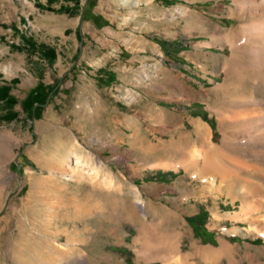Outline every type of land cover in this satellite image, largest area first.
I'll return each mask as SVG.
<instances>
[{"label": "rangeland", "instance_id": "rangeland-1", "mask_svg": "<svg viewBox=\"0 0 264 264\" xmlns=\"http://www.w3.org/2000/svg\"><path fill=\"white\" fill-rule=\"evenodd\" d=\"M48 3L0 0V85L13 100L0 101V264H173L140 259L134 240L146 223L196 264L192 243L224 239L238 254L264 249L262 236L235 230L248 227L229 218L239 199L201 189L198 173L185 167L192 121L219 135L202 98L208 93L213 104L218 96L212 88L221 76L209 69L225 52L200 46L209 37L188 20L202 13L209 25L231 27L232 0H89L84 13L85 0L78 8ZM99 66L115 69L109 84L95 81ZM159 138L176 143L175 156L163 155L175 168L154 166ZM68 150L80 167L70 177Z\"/></svg>", "mask_w": 264, "mask_h": 264}, {"label": "bare ground", "instance_id": "bare-ground-1", "mask_svg": "<svg viewBox=\"0 0 264 264\" xmlns=\"http://www.w3.org/2000/svg\"><path fill=\"white\" fill-rule=\"evenodd\" d=\"M227 10V16L236 19L231 27L223 28L212 20L209 25L203 20L202 13L188 20V24L200 22L199 33L209 37L200 42V46L218 45L225 52L212 58L213 68L209 69L221 76L212 88L213 94L216 92L218 96H213L211 104L207 89L206 99L202 98L216 116L219 135L213 138L208 125L199 120L192 121L195 143L185 167L198 173L201 189L206 187L210 192L224 193L232 202L239 199V209L229 218L245 221L248 227L238 225L235 230L249 228L254 235L264 238V0H232ZM175 19L173 14L172 21ZM200 66L203 71L208 70L207 63L201 62ZM162 116V109L157 108L158 130L162 128L159 125ZM5 135V132L0 133L3 142ZM154 148L160 154L154 159V166L176 167V162L163 156L177 154L178 147L173 140L159 138ZM71 154L68 150L62 159L66 171H71L69 177L78 172L79 167L78 159L75 156L72 160ZM137 203L144 208L142 199ZM215 216L218 219V215ZM134 242L139 244V256L143 261L155 259L163 263L196 264L190 259V253L181 250L176 239L157 233L149 223L143 226ZM191 247L200 264H217L221 257L227 258L228 264H264V260L259 259L264 255V249L248 248L238 254L237 248L224 239L216 246L192 243Z\"/></svg>", "mask_w": 264, "mask_h": 264}, {"label": "trees", "instance_id": "trees-1", "mask_svg": "<svg viewBox=\"0 0 264 264\" xmlns=\"http://www.w3.org/2000/svg\"><path fill=\"white\" fill-rule=\"evenodd\" d=\"M47 1L49 3H51V2H54L56 0H47ZM66 1H72L73 2V7L78 8V4H79V1L80 0H66ZM88 2H89V0H85L84 7L82 8V13H84L85 5H87ZM49 3L47 5V8L51 9L50 8L51 6H50ZM59 9L67 11L68 10V7L67 6H64V5H61ZM71 9H73V8H71ZM94 17L98 19L99 15L96 14V15H94ZM44 55L46 57H48L49 59H54L55 58V50L53 48H51V47H46L45 46L44 47ZM9 89H10L9 85H6V84L0 85V101H5V102H12L13 101L12 98H10V96H9ZM201 211L202 210H200V213H201ZM203 216H205V214ZM188 220H189L190 224L192 225V222L195 220V218L188 217ZM199 223H200V225L202 227L205 228V226L202 224L201 221ZM208 232H210V234H212V232L210 230Z\"/></svg>", "mask_w": 264, "mask_h": 264}, {"label": "crops", "instance_id": "crops-1", "mask_svg": "<svg viewBox=\"0 0 264 264\" xmlns=\"http://www.w3.org/2000/svg\"><path fill=\"white\" fill-rule=\"evenodd\" d=\"M102 28V26H101ZM71 37V42H74V47L76 48V42H77V37H76V33H73ZM97 71L95 73V81H98L100 83H104L105 81L109 80L108 76H111L114 80L116 73L114 72L115 69L111 68V70L109 68H102V67H98ZM110 81H108L107 83L109 84Z\"/></svg>", "mask_w": 264, "mask_h": 264}]
</instances>
